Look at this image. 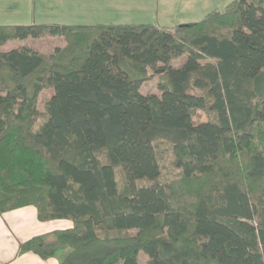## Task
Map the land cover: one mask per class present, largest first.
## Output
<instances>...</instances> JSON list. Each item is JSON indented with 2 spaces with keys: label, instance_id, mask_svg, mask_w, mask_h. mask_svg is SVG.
Returning <instances> with one entry per match:
<instances>
[{
  "label": "trees",
  "instance_id": "obj_1",
  "mask_svg": "<svg viewBox=\"0 0 264 264\" xmlns=\"http://www.w3.org/2000/svg\"><path fill=\"white\" fill-rule=\"evenodd\" d=\"M47 36L65 43L0 50V213L72 225L19 252L264 264V0L173 26L0 24V46Z\"/></svg>",
  "mask_w": 264,
  "mask_h": 264
},
{
  "label": "rangeland",
  "instance_id": "obj_2",
  "mask_svg": "<svg viewBox=\"0 0 264 264\" xmlns=\"http://www.w3.org/2000/svg\"><path fill=\"white\" fill-rule=\"evenodd\" d=\"M6 3V6H1L0 2V24H9L11 22H22V21H10L9 17L13 16V11L18 7L12 6L14 0H2ZM122 1V2H121ZM232 0H208L207 6L203 8L201 13L203 15L193 16L191 18L185 17L186 19H178V21H172V17L164 15L160 18L159 23L162 25H171L184 23L188 20L201 19L207 12L214 9H224L229 2ZM21 3V2H19ZM18 3V4H19ZM20 8H22L19 5ZM182 6L176 7L174 10H178ZM143 7H137L129 5L126 0H32L29 13L25 12L17 14L16 17L25 18L22 24H30L33 22L43 23H144L150 22L148 20L147 10H142ZM146 8V6H145ZM144 9V8H143ZM187 6H184V10H187ZM20 10H23L20 9ZM148 10L156 12L155 7H149ZM162 10V7L161 9ZM205 12V13H204ZM155 14V13H154ZM5 16H9L5 18ZM156 15L153 17L156 19ZM198 17V18H197ZM186 20V21H180ZM188 21V22H190ZM152 22V21H151ZM156 22V21H155ZM64 39L57 36H47L40 38L29 37L25 40H10L6 45L0 46V50L10 49L16 44H29L39 48L44 52H50L55 46L64 44ZM181 59H177L176 63H180ZM141 91L143 93H158L157 77L147 80L143 85ZM47 95H43L46 98ZM194 120H201L205 118V114L201 110H192ZM195 112V113H194ZM146 257L144 256L143 259Z\"/></svg>",
  "mask_w": 264,
  "mask_h": 264
},
{
  "label": "crops",
  "instance_id": "obj_3",
  "mask_svg": "<svg viewBox=\"0 0 264 264\" xmlns=\"http://www.w3.org/2000/svg\"><path fill=\"white\" fill-rule=\"evenodd\" d=\"M31 1L32 0H14L12 6L18 8L13 11V16H5V18L9 17L8 19H10V21H25V18H21L22 20H20V18L16 16L17 14L19 16L21 12L24 13V10L26 13H29ZM118 1L120 0H116V2ZM0 2L2 4L1 6H6L5 2L2 0H0ZM126 2L132 6L143 7L144 9L142 8V10L146 9L148 20L152 22L156 21L158 24H160L159 19L164 15L172 17V21L186 19L185 17L191 18L193 16L203 15L201 11L208 4V0H126ZM19 5L23 10H20L22 8H20ZM185 5L188 9L181 11L184 10ZM178 6L182 7L178 10H174ZM149 7H155L156 12L148 10ZM161 7L162 10H160ZM200 7L203 8L199 9ZM156 14L157 20L154 21L155 18L153 16ZM202 18H204V16ZM198 20L194 19L192 21ZM22 22H11L9 24H21ZM173 25L175 24L164 26ZM71 225L72 222L66 219L41 221L38 218L37 208L33 205H26L0 213V264H58L59 260L57 257L43 259L32 251L19 252V245L21 242L32 238L36 234L51 231L55 228L70 227Z\"/></svg>",
  "mask_w": 264,
  "mask_h": 264
}]
</instances>
